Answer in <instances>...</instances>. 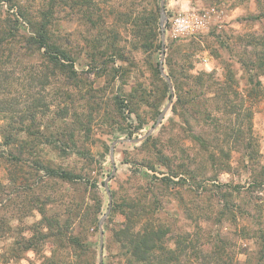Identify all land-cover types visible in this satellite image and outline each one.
<instances>
[{
	"label": "rangeland",
	"instance_id": "obj_1",
	"mask_svg": "<svg viewBox=\"0 0 264 264\" xmlns=\"http://www.w3.org/2000/svg\"><path fill=\"white\" fill-rule=\"evenodd\" d=\"M50 4L71 79L42 50L20 48L7 63L13 50L0 51V264L99 263L116 139L102 264H128L118 232L130 204L132 231L164 230L157 242L169 251L155 248L150 264L165 256L167 264H264V58L253 47L264 0H164V21L160 0H0V32L18 18L15 46H27ZM178 14L202 23L174 35L169 19ZM161 28L172 102L150 135L130 142L170 97L158 70ZM37 162L78 178L48 177ZM166 162L187 174L180 168L164 182Z\"/></svg>",
	"mask_w": 264,
	"mask_h": 264
},
{
	"label": "trees",
	"instance_id": "obj_2",
	"mask_svg": "<svg viewBox=\"0 0 264 264\" xmlns=\"http://www.w3.org/2000/svg\"><path fill=\"white\" fill-rule=\"evenodd\" d=\"M53 5H48V10L47 11H42L41 13V19L39 22L36 23V27L32 28L31 31L32 33L24 37L25 44L27 46H15L19 44V38H18V33L17 29L20 24L18 18H13L12 20L10 18H7V22L12 27V30H7V31H2L0 32V51L3 48H8L10 50H13V55L9 56H4L3 63L7 62H13V59L16 58L15 52L19 51L20 48H24L26 50H32L34 48L35 50H42V55L43 58L52 66L56 67L59 66V69L62 70L64 68L70 69V74L67 76L68 78H72L74 75V69L72 64H65L63 61L64 60H70V57L64 49H62L60 46H58L57 42L53 40V35L50 31V24L52 22L51 15L50 13L52 12ZM143 30V25L139 28ZM261 46H253L254 48H259L258 52L256 53V59L264 58V34L261 35L259 38H254V45H259ZM160 45L157 43L156 47L158 48ZM253 66L256 67L255 64ZM258 67L261 66V62L257 65ZM169 77L171 79V74L169 73ZM167 84V83H166ZM168 86V85H167ZM170 96V95H169ZM210 116V114H208ZM211 118L215 121H217L216 118L213 117L214 113L211 114ZM233 131L231 130L230 135H237V130L232 133ZM2 133V132H1ZM2 137L4 138V141L6 144L10 143L12 144L15 142V138L11 134H4L2 133ZM146 141V140H145ZM11 155V153H8ZM2 154H0V157ZM12 156V155H11ZM164 159V157H163ZM38 168L43 169L44 173L48 177H58L61 179H70V178H78L77 176H74L66 171L63 170H57L53 169L49 166H46L44 164H41L40 162H37ZM166 162V167L168 169V174L171 176H163V181L166 182L165 180H171L172 176H177L180 174V168L184 174H187V168H182L184 166H178L177 168H172L167 164ZM181 179V178H180ZM183 180V179H181ZM31 187V185H29ZM3 186L0 184V192H3ZM113 205V200H111V208ZM139 207L142 208V205L139 203ZM136 207V204L134 205H128L127 208L129 209L130 212H128V216L126 217V221L128 222L124 223V227L122 228V232H118L120 234V237H122L124 240L121 243V247L125 248V244L129 246V250L127 254L129 258H127V263L129 264L130 257L133 256L134 258L137 259V261H145L144 264H150V256L155 248L159 249L161 252L166 253L169 251L167 248L164 246L158 244L157 238L160 237L162 234L164 235V230L159 229H153V228H146L143 227L142 231H137L134 232L132 231L131 224L129 221H133L132 215H136L138 211H135L134 214V208ZM110 208V209H111ZM144 211V209H143ZM42 214V212H40ZM132 214V215H131ZM45 216H41L40 221H44ZM261 232V240L264 241V227L260 229ZM119 237V238H120ZM128 240V241H127ZM74 247L80 248L82 247V242L76 238H70L69 240ZM126 241V243H125ZM127 253V252H126ZM169 258L167 256L160 258L159 263L156 264H167ZM162 261V263H161ZM50 264H56L53 263L52 260H50ZM153 264V263H152Z\"/></svg>",
	"mask_w": 264,
	"mask_h": 264
},
{
	"label": "water",
	"instance_id": "obj_3",
	"mask_svg": "<svg viewBox=\"0 0 264 264\" xmlns=\"http://www.w3.org/2000/svg\"><path fill=\"white\" fill-rule=\"evenodd\" d=\"M166 18L165 15V10H164V0H160V21H164ZM164 28H161V53H160V59L158 62V70L160 72V74L164 77L169 91H170V97L168 99L167 104L164 106V108L160 111L158 118L156 119V122L149 128V130H147V132L145 134H143L142 136H138L136 138H126L124 140L130 141V142H138L142 139H144L146 136L150 135L152 130L156 127V125L160 122V120L163 118V116L165 115L166 111L168 110V108L171 105L172 102V97H173V87H172V83L170 80V77L164 72L163 69V58H164ZM119 141V139L114 140L111 145H110V152H109V156H110V160L112 162V171L111 173L105 178V180L103 181V186L105 188V191L108 195V207L106 209V212L101 216L100 220H99V233H100V254H99V263L98 264H102V235H103V229H102V223L104 221V219L107 217L110 208H111V200H112V196H111V192H110V188L108 186V182L111 179L112 175L114 174L116 168L114 165V146L115 144Z\"/></svg>",
	"mask_w": 264,
	"mask_h": 264
},
{
	"label": "built area",
	"instance_id": "obj_4",
	"mask_svg": "<svg viewBox=\"0 0 264 264\" xmlns=\"http://www.w3.org/2000/svg\"><path fill=\"white\" fill-rule=\"evenodd\" d=\"M170 28L174 35L185 34L199 27L202 23L201 18L196 14H178L169 19Z\"/></svg>",
	"mask_w": 264,
	"mask_h": 264
}]
</instances>
